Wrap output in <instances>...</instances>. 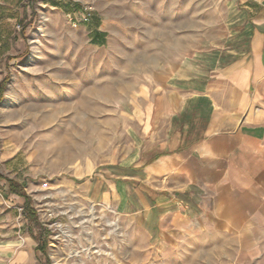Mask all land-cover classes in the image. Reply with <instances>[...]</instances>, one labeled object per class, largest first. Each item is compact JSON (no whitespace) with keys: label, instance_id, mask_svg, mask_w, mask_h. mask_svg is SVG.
I'll list each match as a JSON object with an SVG mask.
<instances>
[{"label":"rangeland","instance_id":"rangeland-1","mask_svg":"<svg viewBox=\"0 0 264 264\" xmlns=\"http://www.w3.org/2000/svg\"><path fill=\"white\" fill-rule=\"evenodd\" d=\"M30 2L0 11V264H264V212L251 239L209 219L159 239L107 184L164 137L181 70L235 35L236 0Z\"/></svg>","mask_w":264,"mask_h":264},{"label":"crops","instance_id":"crops-1","mask_svg":"<svg viewBox=\"0 0 264 264\" xmlns=\"http://www.w3.org/2000/svg\"><path fill=\"white\" fill-rule=\"evenodd\" d=\"M235 4V35L181 70L186 93L153 152L109 169L108 187L125 200L124 210L143 208V222L153 218L148 230L159 239L204 219L251 239L264 212V0ZM0 5L9 9L4 20L14 22L26 18L31 2Z\"/></svg>","mask_w":264,"mask_h":264},{"label":"trees","instance_id":"trees-1","mask_svg":"<svg viewBox=\"0 0 264 264\" xmlns=\"http://www.w3.org/2000/svg\"><path fill=\"white\" fill-rule=\"evenodd\" d=\"M102 37H103L102 34L97 33L95 35V37L93 38L92 41L94 43H97V42H99L102 39ZM0 180H3V177L1 175H0ZM8 183L10 185V188H9V193L10 194H15V195H18V196L23 197V198L26 199V205H25V210L26 211H25L24 216L27 219L32 220V221H35L36 223H38V218L36 216V213H35L34 210H32V208L30 206L29 197L22 192V187L19 188V186L17 185V183L14 182L13 180H8ZM30 214H32V216H30Z\"/></svg>","mask_w":264,"mask_h":264},{"label":"built area","instance_id":"built-area-1","mask_svg":"<svg viewBox=\"0 0 264 264\" xmlns=\"http://www.w3.org/2000/svg\"><path fill=\"white\" fill-rule=\"evenodd\" d=\"M81 16H82L81 22H88L89 21L90 14L87 11H84L81 14ZM18 28H19V26H18Z\"/></svg>","mask_w":264,"mask_h":264}]
</instances>
